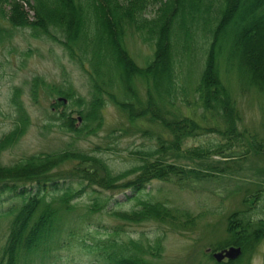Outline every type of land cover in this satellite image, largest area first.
<instances>
[{"label": "trees", "instance_id": "16d2710c", "mask_svg": "<svg viewBox=\"0 0 264 264\" xmlns=\"http://www.w3.org/2000/svg\"><path fill=\"white\" fill-rule=\"evenodd\" d=\"M168 1L154 18H145L144 12L150 0L128 3L122 0H0V15L8 17L11 24L27 23L22 3L31 5L37 20L33 22V27L42 30L54 41H57L56 36H60L68 57L79 64L89 80V99L79 98L78 114L68 115L65 111L61 114L62 129L76 136L95 134L104 127L103 112L111 103L130 121L142 116L147 124L158 125L145 131L159 138L158 143L161 142L160 149L147 155L149 160L143 166L118 175L113 174L107 161L102 160L103 156L88 151H66L56 159L55 155L46 159L32 157L10 168L0 165V203L6 201L1 198L6 193L11 195L10 199L18 201L15 206L0 211V220L7 225L6 239L0 248V264H55L60 259V252L72 249L75 244L102 255L108 264H149L147 257L159 254L160 240L151 243L146 238H112L102 244L93 240L91 244L83 242L78 233L80 225L88 217L103 212L109 203L108 195L98 194L93 189L107 192L131 189L139 192L154 180L172 182L176 178L179 183L189 181L187 173H202L195 163L192 165L197 168L178 165L181 155L195 162L192 157L214 153L236 160L251 153L264 154L263 143L255 138L252 144L245 142L248 134L239 128L241 121L235 106L237 97L233 102L230 96L233 87L228 83V77L231 81H239L242 73L239 65L231 63L232 57H236L233 46L237 45L232 40L225 42L230 27L227 19L230 14L237 13L234 4L246 0H182V9L175 16V0ZM257 1L255 6L260 7L263 0ZM7 5L10 12L3 10ZM72 18L78 21L79 32L69 28ZM128 32L139 35L153 49V56L143 69L130 62L125 41ZM213 61V71L209 72ZM141 85L145 90L143 97L138 93ZM205 85L201 93L199 88ZM36 89L37 92L55 90L43 82L36 84ZM130 91L134 93L133 97ZM61 93L75 107L74 99L67 93ZM196 97L199 102L193 104ZM213 99L217 101L215 114ZM133 108L142 110L131 113L129 109ZM75 114L81 119L80 125L73 117ZM219 115L225 119L232 118L231 122L221 126L219 133L224 130L235 135H228L227 142L219 144L214 151L184 146L185 135L201 128L194 118L199 117L207 128H214V118H219ZM156 116L159 123L155 121ZM72 120L76 121L75 126ZM219 121L224 120L218 119L216 124ZM160 128L162 132L159 136ZM16 135L7 137L3 144ZM3 144L0 151L4 148ZM137 155L142 156V160L146 157L145 152H138ZM133 175L136 177L130 179ZM61 181L66 185L62 189L58 186ZM9 183L13 186L9 187ZM27 184H35L37 192L26 191ZM20 188L23 190L20 191ZM88 190H92L95 196H91L88 205L81 207L78 201ZM263 195L264 190L259 191L252 196V200L247 198L244 204H254ZM133 199L137 202L136 206L130 212L120 213L125 218L121 221L127 224L156 222L176 226L181 222L179 225L184 228L194 220L190 213L180 212L182 215L179 216L178 209H171L165 203H154L151 198ZM116 215L111 212L110 217L116 218ZM7 217L10 218L9 223ZM229 219L232 221L230 226L247 234L245 241L264 233V219H254L242 211L234 213ZM86 243L89 245L86 246Z\"/></svg>", "mask_w": 264, "mask_h": 264}, {"label": "rangeland", "instance_id": "374dc122", "mask_svg": "<svg viewBox=\"0 0 264 264\" xmlns=\"http://www.w3.org/2000/svg\"><path fill=\"white\" fill-rule=\"evenodd\" d=\"M122 1L128 3L132 0ZM256 1L246 0L243 3L234 4V7L237 6V13L230 14L227 19L230 27L227 29L228 39L225 41L228 43L232 40V43L237 45L233 46L237 61H235L236 57L234 59L232 57L231 63L233 66L239 65L242 75L239 81H231L228 77V83L233 87L230 93L233 102L237 97L235 106L242 121L240 129L248 134V137L244 135L247 144H252L255 139L264 144V0L260 7L255 6ZM167 2L169 1L150 0L144 17L154 18ZM182 2V0H175L174 16L182 9ZM22 6L33 19L35 13L31 5L24 3ZM25 19H27L26 15ZM34 21L37 20L34 19ZM72 21L69 28L79 32L78 21L74 18ZM25 24L31 29L25 28ZM32 24L28 18L27 23L18 25L21 26L19 28L12 30L8 24L2 27L7 37L4 42L0 41V111L2 113L0 139L18 125L22 127V121L27 122L24 125L25 132L20 131L2 149L0 165L10 168L32 157L46 159L55 155L56 159L62 152L88 151L103 156L102 160L108 161L114 174H124L136 166L138 168L143 162L142 156L133 154L139 151L148 152L149 149L157 146L156 142L159 138L156 139L155 135L145 130L149 131L152 127L159 126L147 124L142 116L130 121L127 115L108 103L103 112L104 127L95 134L88 137L76 136L62 129L59 114L62 108L60 106V111L54 113L52 102L59 97H64V94L59 92L67 93L74 99L75 107L73 102H70L65 112L68 115L74 112L78 114L79 98L89 99V80L79 64L72 61L60 45L42 37L41 33L33 36L31 33L37 28L31 27ZM60 27L63 28V24H60ZM56 30L59 31V29ZM125 41L130 62L133 61L142 69L146 67L147 60L153 56V49L133 32H128ZM215 55L216 52H214ZM213 63L214 61L211 63L209 72L213 71ZM41 82L49 88L53 86L55 90L51 92L49 89L47 91L43 89L37 92L36 84ZM204 88L206 85L199 88L201 93ZM14 89L19 94L18 99L22 106L20 123L17 122L18 113L13 107L12 91ZM144 92V86H139L138 93L141 97ZM129 93L133 97L134 93L131 91ZM196 102H199L197 97L193 104ZM213 102L215 114L217 101L213 99ZM141 110L129 109L131 113ZM198 113L201 114V112ZM218 117L214 118V135L205 132L200 135L195 131L189 132L183 139L185 147L206 149L217 145L220 141L226 142V138L229 137L227 135L231 132L223 130V134H220L221 121L219 124H216V121L222 119L224 122H231L232 118L225 119L221 115ZM157 119L156 116L155 121L159 123ZM72 123L75 126L76 121L72 120ZM192 158L195 162L181 155L177 164L186 168L195 163L202 169V173H187L189 181H180L177 183L179 187L173 183L153 181L145 189V194L152 196L154 201H161L171 209H178L179 216L182 215L180 212L190 213L194 220L188 222L187 227H181L179 225L181 222H178L176 226L156 222H143L140 226H136L121 221L123 216L120 213L115 219L104 214L92 217L90 222L93 225L89 226L94 232L98 231L86 240H92L93 236L103 240L107 237L105 233L111 232L114 228L116 237L121 239H139L143 235L151 243L159 239L161 243L159 254L156 257L149 255L147 257L149 264H218L213 260V253L227 249L228 243L229 247H242L244 255L241 259L239 258L240 260L232 263L225 262L226 264H264V233L252 236L245 241L247 234L230 226L232 221L228 220L233 213L240 211L254 219H264V195L254 204L243 203L254 193L264 190V155L251 153L240 160H220L218 156L212 155ZM135 177L136 175H133L130 179ZM176 180L175 178L172 182ZM122 191L108 193L114 195L111 208L119 211L131 208V203L126 200V197L131 194L124 195ZM90 197L91 194L88 191L78 201L79 205L86 206ZM4 224L3 227H7L6 223ZM119 229L125 231L122 237L117 233ZM85 233H87L86 226L80 235ZM5 235L0 225V242ZM86 252L81 251L77 246L73 250L63 251L59 264H100L96 256L89 251Z\"/></svg>", "mask_w": 264, "mask_h": 264}, {"label": "water", "instance_id": "95a60500", "mask_svg": "<svg viewBox=\"0 0 264 264\" xmlns=\"http://www.w3.org/2000/svg\"><path fill=\"white\" fill-rule=\"evenodd\" d=\"M240 254H241V250L240 249H238V250L230 249V250H228L226 252H223L221 254L215 255V258L218 261H222L225 257L233 260V259H237Z\"/></svg>", "mask_w": 264, "mask_h": 264}, {"label": "flooded vegetation", "instance_id": "af4514ba", "mask_svg": "<svg viewBox=\"0 0 264 264\" xmlns=\"http://www.w3.org/2000/svg\"><path fill=\"white\" fill-rule=\"evenodd\" d=\"M15 108L14 109H17V112L19 113V106H14ZM2 113L0 111V117H1Z\"/></svg>", "mask_w": 264, "mask_h": 264}]
</instances>
